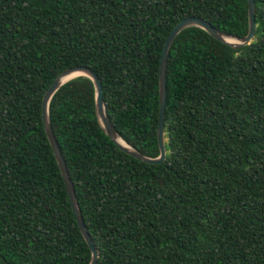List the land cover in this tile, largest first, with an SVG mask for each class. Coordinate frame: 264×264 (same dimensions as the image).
I'll list each match as a JSON object with an SVG mask.
<instances>
[{
  "label": "trees",
  "instance_id": "obj_1",
  "mask_svg": "<svg viewBox=\"0 0 264 264\" xmlns=\"http://www.w3.org/2000/svg\"><path fill=\"white\" fill-rule=\"evenodd\" d=\"M233 49L199 28L166 62L165 160L105 135L93 82L48 105L96 264H264V0ZM202 18L247 35V0H0V264H89L45 135L44 93L65 70L99 78L120 138L159 156V66L172 29Z\"/></svg>",
  "mask_w": 264,
  "mask_h": 264
},
{
  "label": "water",
  "instance_id": "obj_2",
  "mask_svg": "<svg viewBox=\"0 0 264 264\" xmlns=\"http://www.w3.org/2000/svg\"><path fill=\"white\" fill-rule=\"evenodd\" d=\"M247 15H248V32L247 35L242 38L228 35L216 29L210 23L203 20L202 18H197V17H189L182 20L170 32L162 48L161 57H160V66H159V79H158L159 116H158V126H157V143L159 148V156L157 158H149L142 155L141 153H139L138 151L132 149L129 145H127L117 134L105 112V105L102 98L101 82L97 77V75L90 68L85 66H76L65 70L54 80L50 88L44 93L41 103V113H42V123L45 131V135L47 137L48 143L50 145L55 161L59 168L61 177L63 179L76 224L84 241L86 242V244L90 249L91 259L89 264H96L98 258V252L84 225L78 207V203L76 200L74 187L69 179L65 162L62 158L60 148L57 144V141L52 131V127L48 116V105L50 99L52 98L54 93L60 88V86H62L64 83L68 82L69 80L79 76H84L89 78L93 82L95 89V114L105 135L109 137L110 140L114 142L121 151L135 158L136 160H139L147 164H161L164 162L166 155L165 138H164V111H165V102H166V62H167L168 51L173 40L180 32H182L187 28H199L204 32H206L213 39L233 49H239L245 47L249 45L251 42H253V40L255 39L256 24H255L254 0H247ZM118 139L122 140L124 142V145H120L117 142Z\"/></svg>",
  "mask_w": 264,
  "mask_h": 264
},
{
  "label": "bare ground",
  "instance_id": "obj_3",
  "mask_svg": "<svg viewBox=\"0 0 264 264\" xmlns=\"http://www.w3.org/2000/svg\"><path fill=\"white\" fill-rule=\"evenodd\" d=\"M230 42H232V41H230ZM117 142L120 144V145H124V142L122 141V140H117Z\"/></svg>",
  "mask_w": 264,
  "mask_h": 264
}]
</instances>
